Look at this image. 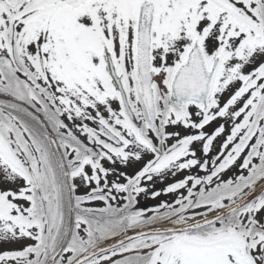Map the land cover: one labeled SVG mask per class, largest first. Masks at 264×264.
Returning <instances> with one entry per match:
<instances>
[{"label": "snow or ice", "instance_id": "snow-or-ice-1", "mask_svg": "<svg viewBox=\"0 0 264 264\" xmlns=\"http://www.w3.org/2000/svg\"><path fill=\"white\" fill-rule=\"evenodd\" d=\"M0 264H264V0H0Z\"/></svg>", "mask_w": 264, "mask_h": 264}, {"label": "flooded vegetation", "instance_id": "flooded-vegetation-1", "mask_svg": "<svg viewBox=\"0 0 264 264\" xmlns=\"http://www.w3.org/2000/svg\"><path fill=\"white\" fill-rule=\"evenodd\" d=\"M67 123L71 124L72 122L71 121H66ZM78 123V122H77ZM81 136H83V134H81ZM179 176L181 174H178ZM178 177V176H177ZM182 178V177H181ZM177 179V178H176ZM173 180L169 179L167 181H165L163 184H157L156 187L157 188H163L165 187V185L167 183H170L172 182ZM162 199V200H161ZM175 199V196H173L172 194H168V195H162L161 197H158L156 199H145V198H140V201H139V205L138 206H147V207H153V204L154 203H160L161 201H164V200H174Z\"/></svg>", "mask_w": 264, "mask_h": 264}, {"label": "rangeland", "instance_id": "rangeland-1", "mask_svg": "<svg viewBox=\"0 0 264 264\" xmlns=\"http://www.w3.org/2000/svg\"><path fill=\"white\" fill-rule=\"evenodd\" d=\"M231 174H232V173L229 172V176H231ZM181 177H182V174H181L180 176L178 175V177H176V178H177V179H180ZM176 178H175V179H176ZM170 179L173 180L172 177H170ZM161 200H162V199H161ZM170 201H172V200H170ZM158 204H159V203H154L153 206H156V205H158ZM130 233H131V232H129V234H130ZM116 239H117V238H116ZM116 239H113V242H114V240H116ZM8 247H15V245H8Z\"/></svg>", "mask_w": 264, "mask_h": 264}, {"label": "water", "instance_id": "water-1", "mask_svg": "<svg viewBox=\"0 0 264 264\" xmlns=\"http://www.w3.org/2000/svg\"><path fill=\"white\" fill-rule=\"evenodd\" d=\"M130 235H132V234H130ZM116 242V240L114 241V242H110V243H107L105 246H107L108 244H112V243H115Z\"/></svg>", "mask_w": 264, "mask_h": 264}]
</instances>
